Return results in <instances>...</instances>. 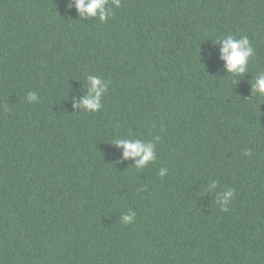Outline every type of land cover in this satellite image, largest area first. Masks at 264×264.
Masks as SVG:
<instances>
[{"label": "trees", "instance_id": "16d2710c", "mask_svg": "<svg viewBox=\"0 0 264 264\" xmlns=\"http://www.w3.org/2000/svg\"><path fill=\"white\" fill-rule=\"evenodd\" d=\"M68 4L0 0V264H264V0H121L103 23ZM228 34L255 49L243 76ZM88 75L110 81L94 113L71 103ZM156 135L144 169L111 144Z\"/></svg>", "mask_w": 264, "mask_h": 264}, {"label": "clouds", "instance_id": "9594fccd", "mask_svg": "<svg viewBox=\"0 0 264 264\" xmlns=\"http://www.w3.org/2000/svg\"><path fill=\"white\" fill-rule=\"evenodd\" d=\"M75 7L81 21L84 19L96 18L100 22H107L115 15L114 9L121 7V0H69L68 7ZM220 45V59L224 62L225 71L233 76H243L248 71V63L255 54V49L247 36L237 38L228 34L220 38L217 42ZM237 82V81H236ZM235 82V83H236ZM86 93L77 99L72 97L71 103L74 109H80V112L94 113L103 107L102 98L108 92L110 81L97 75H88L84 81ZM251 85V97L255 94L257 99L264 98V72L258 73ZM26 99L29 103H38L39 95L35 91H29ZM161 140L159 135L151 140L145 141L138 138H116L112 145L122 149L121 159H131L137 169H144L150 163L157 159L156 146ZM246 154H251L250 152ZM168 168L159 169L158 175L163 178L168 175ZM219 182L212 180L206 188L208 194H214L216 203L220 210L227 212L229 205L234 198L235 190L228 188L223 191H217ZM136 212L129 210L120 216V221L124 225H130L135 222Z\"/></svg>", "mask_w": 264, "mask_h": 264}]
</instances>
